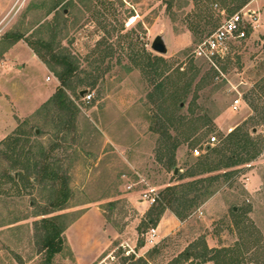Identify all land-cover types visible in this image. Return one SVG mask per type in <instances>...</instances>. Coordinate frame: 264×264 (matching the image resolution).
<instances>
[{
  "label": "rangeland",
  "instance_id": "obj_1",
  "mask_svg": "<svg viewBox=\"0 0 264 264\" xmlns=\"http://www.w3.org/2000/svg\"><path fill=\"white\" fill-rule=\"evenodd\" d=\"M241 2L0 0V264H42L36 225L42 216L36 214L56 195L51 180L19 176L24 164L32 172L35 166L26 155L19 163L9 153L16 140L34 160L41 148L48 152L54 146L50 160L69 182L67 208L53 213L66 214L68 247L54 264H120L125 241L145 255L152 248L140 246L148 231L142 220L152 206L142 194L158 197L167 186L210 175L187 177L197 162L194 150L205 154L212 136L219 142L211 147L222 146L231 127L248 129L261 141V153L220 171L233 175L222 178L217 197L185 221L166 211L157 226L163 248L150 264H168L204 241L211 251L208 259L185 264H264V120H251L259 113L246 99L241 111L230 109L231 88L244 94L259 79L255 68L264 60V0L236 8ZM244 8L260 13V30L231 42L217 67L198 58L199 43ZM17 35L23 39L14 41ZM158 37L165 54L152 48ZM39 39L78 63L65 87L66 99L78 108L72 125L54 100L60 80L29 44ZM144 52L166 60L154 83L132 60ZM81 89L93 94L90 101L78 98ZM255 98L263 108L264 97ZM160 107L181 117L171 131L181 141L178 173L158 160L160 135L152 129L151 115Z\"/></svg>",
  "mask_w": 264,
  "mask_h": 264
},
{
  "label": "trees",
  "instance_id": "obj_2",
  "mask_svg": "<svg viewBox=\"0 0 264 264\" xmlns=\"http://www.w3.org/2000/svg\"><path fill=\"white\" fill-rule=\"evenodd\" d=\"M250 1L251 0H242L236 8H241ZM13 39L14 41H17L23 39V36L17 35L14 36ZM29 44L35 53L60 80L61 86L58 87L54 100L62 113L64 112L69 115L68 123H70L69 125H72L73 118L75 117L78 108L73 102L70 101L69 103L66 99L65 87H68L70 81L76 75L79 68L78 63H76L68 54L55 52L53 44L50 41L39 39L35 42H29ZM135 55L132 56L133 63L135 65H142L146 73L151 74L154 78L153 83L155 79L163 75L161 65L164 64L166 60L162 56L153 54L152 52H144L142 55L137 53V56ZM255 74L259 79L249 92L244 93V97L248 100L249 104H251L253 111L259 113L258 116L251 118L252 121L257 123V118L259 121L264 120V107L260 108L258 104H255V97H264V60L259 62L256 66ZM196 75L197 73L193 75L185 87V94L188 93L187 89L192 85ZM201 81L202 83L204 82L203 80ZM157 86L159 88V85ZM157 86L156 89H158ZM83 90L87 89L79 90L77 95L78 98L84 97L81 95V91ZM179 107L181 109V105ZM159 111V113L154 112L151 115L153 119L152 129L155 133L160 135L158 160L164 162V164L170 169L175 170L177 165L176 153L180 147L181 141L176 135H173L171 131L174 127H177V123H181L178 122L181 120V117L177 118L175 117V114H173V116L168 115L165 112L163 113L162 107H160ZM260 142L261 141H257L253 138L248 129L238 128L229 134L228 139L222 144V146H215L214 148L208 146L207 152L197 158L196 164L191 168L187 177H195L201 174L210 175L193 179L186 183L167 186L161 192L160 196L157 197L156 202L152 204L146 212L145 217L142 220V227H145L147 230L151 227H157L165 212L168 210L173 212L179 220L185 221L193 211L200 208L215 196L221 186L219 181L222 178L228 180L229 178L231 179L233 175V173L229 171L220 174V171L231 169L242 163L255 159L262 151ZM54 149L55 147L53 146L50 151L47 152L44 148H41L39 158L34 160L30 149L26 152V145H19V140H16L12 146V150L9 152L12 156H16L19 163H21L20 159H23L24 155H26L28 161L34 163V172L30 171V167L27 163L24 164L25 171L19 170L18 172L21 178L26 176L28 179H34L33 181H44L49 179L53 182V187L55 189L54 194L56 195L51 199L48 207H46L43 212L36 214V216H42V218L36 223L39 240L41 242V252L44 253L42 264H54L56 256L68 247L67 239L64 234L69 226V222L66 221V214L59 213L54 215L53 213L67 208L72 193L68 179L64 176V179H62L63 177L61 178L58 170L56 171V168L54 167V162H51L50 160V152H53ZM210 150L211 153L208 154ZM28 154H31V156H28ZM12 178H15V176ZM178 178L181 180L184 179L181 174H179ZM232 212L236 213L235 206L232 207ZM144 244L145 240L140 243V246H144ZM162 248L163 246L157 244L150 248L145 256L139 258L134 255H123L120 264H150L151 260L161 253ZM210 253L211 251L209 250L206 241L201 243L197 242L181 252L168 264H185L186 261L197 257L207 260Z\"/></svg>",
  "mask_w": 264,
  "mask_h": 264
},
{
  "label": "built area",
  "instance_id": "obj_3",
  "mask_svg": "<svg viewBox=\"0 0 264 264\" xmlns=\"http://www.w3.org/2000/svg\"><path fill=\"white\" fill-rule=\"evenodd\" d=\"M260 14L256 10H246L245 8L228 16L224 22L213 31L208 37L203 39L196 47V56L204 61L211 63L217 67V62L223 59L228 51L231 42L236 40H246L251 34L255 33L260 29ZM50 79V77H48ZM233 93L230 109L234 112H239L246 105L244 94L241 90L236 87L231 88ZM92 93L87 92L84 97L88 101L92 99ZM235 127L229 129V133L233 132ZM219 142L216 136H212L208 142V146H214ZM207 146V147H208ZM205 151L196 148L194 153L197 157L204 154ZM144 200L149 202L151 205L157 200V196L150 195L149 192H144ZM159 231L157 227H151L148 229L145 235L144 247H154L158 244ZM124 249L125 256L134 255L135 257H143L144 253H141L137 246L131 245L125 241L121 244Z\"/></svg>",
  "mask_w": 264,
  "mask_h": 264
},
{
  "label": "water",
  "instance_id": "obj_4",
  "mask_svg": "<svg viewBox=\"0 0 264 264\" xmlns=\"http://www.w3.org/2000/svg\"><path fill=\"white\" fill-rule=\"evenodd\" d=\"M152 48L154 51L165 54L167 52V47L165 43L162 41L160 37H158L152 44ZM87 93V90L81 91V95L84 96ZM175 173H178V169L176 168Z\"/></svg>",
  "mask_w": 264,
  "mask_h": 264
},
{
  "label": "crops",
  "instance_id": "obj_5",
  "mask_svg": "<svg viewBox=\"0 0 264 264\" xmlns=\"http://www.w3.org/2000/svg\"><path fill=\"white\" fill-rule=\"evenodd\" d=\"M260 14V13H259ZM262 26V25H261ZM261 28V27H260ZM260 30V29H259ZM261 31H263L264 32V30H261ZM40 67H43L42 66V64H40ZM51 79V78H50ZM215 197H217V195L216 196H214V197H212L208 202H207V204L208 203H210L211 201H213L214 199H215Z\"/></svg>",
  "mask_w": 264,
  "mask_h": 264
}]
</instances>
